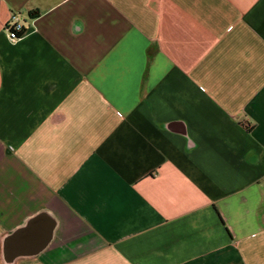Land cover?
<instances>
[{
	"label": "crops",
	"instance_id": "1",
	"mask_svg": "<svg viewBox=\"0 0 264 264\" xmlns=\"http://www.w3.org/2000/svg\"><path fill=\"white\" fill-rule=\"evenodd\" d=\"M0 264H264V0H0Z\"/></svg>",
	"mask_w": 264,
	"mask_h": 264
},
{
	"label": "built area",
	"instance_id": "2",
	"mask_svg": "<svg viewBox=\"0 0 264 264\" xmlns=\"http://www.w3.org/2000/svg\"><path fill=\"white\" fill-rule=\"evenodd\" d=\"M5 30L11 42L19 41L24 33L25 27L18 15L13 14L7 23Z\"/></svg>",
	"mask_w": 264,
	"mask_h": 264
}]
</instances>
